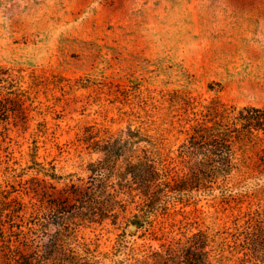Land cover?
Here are the masks:
<instances>
[{"label":"rangeland","instance_id":"obj_1","mask_svg":"<svg viewBox=\"0 0 264 264\" xmlns=\"http://www.w3.org/2000/svg\"><path fill=\"white\" fill-rule=\"evenodd\" d=\"M0 64L47 76L33 96L42 114H0V190L19 194L29 217L32 202H40L26 188L43 176L29 167L35 145L38 160L56 164L63 183L87 182L103 157L89 142L116 135L131 122L126 89L136 84L156 89V98L178 90L201 100L264 106V0H0ZM175 138L173 156L184 139ZM233 185L238 196L224 204L198 195L201 218L194 232L210 228L240 242L237 227L244 231L252 216L264 212V188ZM124 224L107 219L78 227L79 239L99 254L93 264H145L120 245ZM48 228L55 229L53 223ZM127 231L138 243L160 244L138 237L133 226Z\"/></svg>","mask_w":264,"mask_h":264},{"label":"trees","instance_id":"obj_2","mask_svg":"<svg viewBox=\"0 0 264 264\" xmlns=\"http://www.w3.org/2000/svg\"><path fill=\"white\" fill-rule=\"evenodd\" d=\"M46 79L44 71L0 64V114H42L33 96ZM135 86L126 89L131 122L116 135L89 142L103 153L90 180L63 183L56 164L38 160L35 145L29 167L43 176L31 179L26 194L39 207L32 202L28 217L29 205L19 194L0 190V264L99 262V254L79 239L78 227L107 219L125 223L126 240L119 243L145 264H264V212L252 216L244 231L237 227L240 242L235 244L210 228L192 230L201 218L199 194L212 195L213 205H219L238 196L233 184L256 192L264 188V106L201 100L178 90L156 98V89ZM174 136L184 137L177 156L170 144ZM47 206L50 212L40 215ZM130 226L138 237L159 240V246L138 243L127 231ZM37 231L40 241L35 242Z\"/></svg>","mask_w":264,"mask_h":264}]
</instances>
